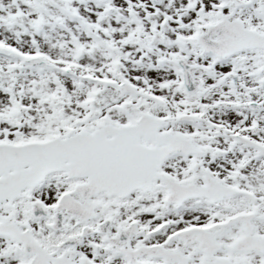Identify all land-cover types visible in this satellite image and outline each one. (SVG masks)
<instances>
[{"label":"snow or ice","instance_id":"6c2138e0","mask_svg":"<svg viewBox=\"0 0 264 264\" xmlns=\"http://www.w3.org/2000/svg\"><path fill=\"white\" fill-rule=\"evenodd\" d=\"M0 264H264V0H0Z\"/></svg>","mask_w":264,"mask_h":264}]
</instances>
